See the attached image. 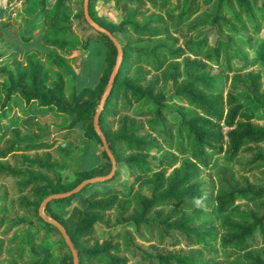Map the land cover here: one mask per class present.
I'll list each match as a JSON object with an SVG mask.
<instances>
[{
    "label": "trees",
    "instance_id": "obj_1",
    "mask_svg": "<svg viewBox=\"0 0 264 264\" xmlns=\"http://www.w3.org/2000/svg\"><path fill=\"white\" fill-rule=\"evenodd\" d=\"M96 1L89 0L90 15L107 27L123 48L121 65L99 115L117 166L110 178L90 184L84 204H74L65 217L52 213L74 242L79 264H236L241 253L254 257L250 264H264L259 254H252L264 246V178L251 188H240L226 181L223 172L218 173L219 181L229 187L219 191V202L213 207L219 213L240 214V220L228 218L224 222L222 227L228 234L220 233L212 225L204 228L210 221L202 223V216L194 212L208 206L198 189L199 168L213 169L219 163V155L231 164L237 163V169L244 173L264 172V128L253 124L252 119L258 114L244 107L235 79L240 71L264 59V0H216L214 11H205L194 20H190L193 13L203 6L213 7L215 0H180L179 10L170 7L173 0H114L121 14L117 22L98 14ZM20 7L16 12V17L21 18L18 23H0V56L11 47L2 27L9 23L20 25L25 15L36 11L43 12L45 44L64 49L74 47L80 40L73 30L66 0H23ZM74 15L81 16L90 27L83 11ZM203 26L218 30L213 42L208 33L198 39L191 37ZM93 38L103 41L107 54L100 79L91 87L73 88L66 93L62 75L56 74L51 81L35 51L27 53L24 62L12 56L0 64V72L5 73L0 80V86L5 87H0V119L14 118V99L27 104L22 107L24 114L31 112L35 101L36 113L53 111L55 107V113L72 116L62 138L81 122L85 135L100 147L103 159L110 162L93 127V115L114 65L116 47L99 31L84 37L81 47L86 48ZM145 38L152 43L137 44ZM180 60L194 66L192 76L176 81L175 88L166 92L170 71L179 67ZM54 62L68 73L63 62ZM210 65H217V70L210 69ZM223 126L227 127L224 134ZM6 133L4 129L0 131V143L9 142ZM51 146L52 142L30 138L0 147V156H16L18 151ZM251 147L252 153L240 163L244 150ZM50 158L47 152L41 160L49 171L54 169ZM34 161L33 157L23 155L22 163L26 166H33ZM169 167L173 169L167 174ZM54 173L56 178L50 179L0 163V178L26 174V178L17 181L23 190L47 184L50 191L39 193L34 212L49 226L52 224L37 211L42 198L47 193L72 188L83 178L95 175L96 170L80 169L71 182H64L58 172ZM82 190L58 201L67 202ZM197 198H202L199 207L194 203ZM238 198L249 202L251 208L236 206ZM24 201L32 203L27 198ZM114 218L124 226L105 236L96 235L97 221ZM36 231L32 229L30 233ZM137 238L152 240L157 252L144 248ZM182 247L189 250L183 251ZM4 248L2 241L0 256Z\"/></svg>",
    "mask_w": 264,
    "mask_h": 264
},
{
    "label": "rangeland",
    "instance_id": "obj_2",
    "mask_svg": "<svg viewBox=\"0 0 264 264\" xmlns=\"http://www.w3.org/2000/svg\"><path fill=\"white\" fill-rule=\"evenodd\" d=\"M4 1L9 3V0H0V6ZM69 1L68 11L71 14L70 21L73 23L74 32H76L80 39L76 42L74 47H67L64 49H56L53 47L48 50L49 48L42 43V33L34 31L32 39L22 40L19 31H17L14 26H11L4 29L3 34L6 40L11 44V47L7 53L0 56V64H3L12 56H17L24 62L26 54H18V52L26 48H37L40 51H46L42 53L35 50L49 71V79L51 81L55 80V75L61 74L65 80L66 93L73 88L80 90L84 87L96 85L105 67V57L107 54L106 45L103 41L93 38L88 42L90 44L87 48L81 47L82 39L88 34H95L97 31L91 26H86L81 20V16L78 17L74 15H80L83 11V0ZM20 2L22 5L23 0H20ZM215 4L216 0L213 3V7L203 6L200 10L193 13L190 20L200 18L208 11H214ZM18 7V5L14 7L17 14L18 10L22 8ZM96 7L98 13L103 16L106 15L108 18L112 19L118 17L119 13L114 7L113 0H97ZM170 7L179 10L181 8L180 0H173ZM3 12L8 14L10 10H8V7H0V14ZM13 18L15 19V23H18V20H20L18 16H10L7 19H0V22H12ZM205 33L209 34V39L213 42L219 32L217 29H211L210 26H203L193 32L191 37L198 39ZM38 42H40V44H38ZM179 42L181 43L182 40H179ZM151 43L152 41L146 38L137 42L138 45H150ZM103 45H105V54L103 53L104 49L102 50ZM0 49H2L1 45ZM251 54L253 55L254 53ZM190 57L192 56L190 55ZM54 60L63 62L68 69V73L65 74V71L60 69ZM193 67L194 66H188L183 60H180L179 67L170 71L171 78L166 85L165 91H172L177 82L191 78ZM209 68L216 71L218 67L217 65H210ZM101 69L102 72L100 74ZM4 74L5 73L0 72V80L3 78ZM235 79L240 85V89L236 91L240 94L239 96L244 107L247 110H254L258 114L259 118L254 117L252 119L253 124L258 128H264V118L261 117L264 114V59L261 58L247 70L240 71ZM1 88L4 89L5 87L2 86ZM26 105L24 101L14 99L12 101L14 118L12 117L9 119V116H7L6 118L2 117L0 119V131L4 129L7 132L5 137L9 141L1 142L0 147L4 148L10 142H23L30 138L52 142V146L48 149L18 151L19 153H17L16 156L9 154L0 156V163L13 166L25 172L27 171L28 174L37 173L38 175L47 176L50 179L56 178L54 173L56 171L60 174L64 182H71L75 178L76 172L80 169L94 167L96 174L108 173L110 170V162L103 159L100 153V147L85 135L81 122H77L76 125L69 130V135L66 138H62V134L67 130L65 126L68 125L72 117L71 115L57 114L54 111L55 107L53 111L36 113L34 108L38 105L37 101L32 105L31 112L29 114H24L22 107ZM97 106H99V103ZM28 122H32V125L25 124ZM39 125L44 126V128L40 129ZM226 129L227 127H222L221 131L223 134ZM14 132H18L19 134L16 135ZM262 146L264 147V144H262ZM252 148L253 147L244 150L240 163L246 159L249 153H252ZM47 152H50L51 158L49 161L54 168L51 171L41 162V160L45 159ZM23 155L33 157V159L36 160L34 161V165L28 167L22 163ZM218 161L219 163H217L213 169L199 168L197 179L200 183L198 184V189L207 199L208 206L206 209L196 208L194 212L202 216V223L210 221V223L204 225V228H208L212 225L217 228L220 233L224 232L228 234V232L223 229L224 227H222L224 226V222L228 221V218H231L232 221L236 219L240 220V214L237 211L219 213L213 207L214 204L219 202V191L229 187L227 183H221L219 181L218 173L223 172L222 177L237 187L251 188L254 184L258 185L261 182L264 178V172L256 171L253 173H244L241 169L239 171L237 169L238 164H231L228 160L222 158V154L219 155ZM178 165L179 163L176 166ZM172 169V167H169L166 173L168 174ZM25 175L22 177V175L11 174L4 178H0V242L3 241L5 245L4 253L0 256V264H72L73 259L71 251L65 243L61 231L50 222L52 226L45 225L34 212L35 203L39 200V193L44 194L45 190L48 192L50 188L46 187L47 184H39L35 188L21 189L17 181L21 178H26ZM90 184L91 183L86 184L83 187L84 190L67 202H60L58 199L49 201L43 207L44 213L52 218H54L52 213L60 214L63 217L67 216L74 204H84L85 195L90 190ZM261 185L263 184L261 183ZM24 198H27L28 201L32 203H26ZM235 205L244 209L251 208L249 202L243 201L240 198L236 200ZM109 214L113 217L115 216L114 212L110 211ZM115 219L116 218L110 219L108 222L103 219L97 221L95 225L96 235L105 236L116 228L124 226V224H117ZM32 229L37 231L31 234L30 231ZM137 239L142 242L144 248L157 252V245L152 240ZM182 248L183 251L189 250L186 247ZM259 248V251L253 252L252 254H259L264 261V246ZM254 261V257H248L244 253H241L240 257L235 260L236 264H250ZM129 263L131 262L128 261V264Z\"/></svg>",
    "mask_w": 264,
    "mask_h": 264
},
{
    "label": "water",
    "instance_id": "obj_3",
    "mask_svg": "<svg viewBox=\"0 0 264 264\" xmlns=\"http://www.w3.org/2000/svg\"><path fill=\"white\" fill-rule=\"evenodd\" d=\"M82 8H83V15H84L86 22L96 31L105 33L116 47V58H115L114 65H113V67L110 71V74L108 76L104 93L100 97L99 106L96 108L94 115H93V127L95 128L96 132L100 136V139H101L102 144H103V148L106 151V153L108 154V157L110 159L111 166H110L109 172L106 174H95L93 176L83 178L75 186H73L72 188H70L68 190L52 192V193L47 194L45 197L42 198V200L40 201V204L38 206L39 215L42 218H44L46 221L55 225L61 231L63 239L71 251V255H72V259H73L72 264H79V257H78L77 248L75 247V245H74L70 235L68 234L65 226L60 221H58L57 219H54L52 217L47 216L43 211V207L49 201H51L53 199L69 197V196L75 194L76 192H78L80 189H82L86 184L96 182V181L106 180V179L110 178L115 173L116 166H117L116 158H115V156H114V154H113V152H112V150L108 144L107 138H106V136H105L100 124H99V115L102 111V108H103L105 102H106V98H107L108 94L110 93V90L112 88V84L115 80V77L117 75V72L119 70V67L121 65L122 58H123V48H122V45L119 42V40L116 38V36L107 27H105L102 24H100L99 22H97L90 15L89 0H83V7Z\"/></svg>",
    "mask_w": 264,
    "mask_h": 264
},
{
    "label": "crops",
    "instance_id": "obj_4",
    "mask_svg": "<svg viewBox=\"0 0 264 264\" xmlns=\"http://www.w3.org/2000/svg\"><path fill=\"white\" fill-rule=\"evenodd\" d=\"M67 2H68V4H70V1L69 0H66ZM14 2V3H13ZM97 2V1H96ZM14 4H16V5H14ZM113 4H114V0H113ZM19 6L18 8H20V6H21V2H20V0H9V3H6V1H4L3 2V4L1 3V6L0 7H8V10H10V12H8V14L7 13H1L0 15H1V17H0V19H7V18H9L10 16H16V11H15V9H14V7L15 6ZM51 5V4H50ZM114 7H115V5H114ZM95 8H96V10H97V7H96V4H95ZM116 8V7H115ZM17 9V8H16ZM116 10L118 11V13H119V10L116 8ZM98 12V11H97ZM99 14V13H98ZM99 15H101V14H99ZM103 16V15H102ZM104 17L107 19V20H110V21H113V22H117V21H119L120 19H121V16H120V13L118 14V17L116 18V19H112V18H108L106 15H104ZM19 19H21L20 17H19ZM13 20H15L14 18H13ZM25 21H23L22 22V24H20V25H18V24H15V23H9V24H7L6 26H4V27H2V31H3V33H4V29L5 28H9V27H11V26H14L16 29H17V31H19V33H20V38L22 39V40H29V39H32V37H33V35H34V31H37V32H39V33H42V35H43V33H44V26H43V24H42V20H43V12H41V11H36V12H34L33 14H30V15H25V19H24ZM1 23V22H0ZM2 23H4V22H2ZM4 35V34H3ZM5 37V36H4ZM6 39V38H5ZM90 42V41H89ZM43 44H45L44 43V41L42 42ZM38 44H40V42H38ZM89 44L90 43H88V45H87V47L89 46ZM11 45V44H10ZM49 49L48 50H50V49H52L53 47L52 46H49V45H47V44H45ZM86 47V48H87ZM104 49V50H103ZM35 50H37L38 52H46V51H40V50H38L37 48H26V49H24V50H21V52H18V54H27V53H29V52H32V51H35ZM47 50V51H48ZM102 50H103V53L105 52V45H103V47H102ZM100 52V51H99ZM105 54V53H104ZM102 59H103V57H102ZM103 69V68H102ZM102 69L100 70V74H101V72H102Z\"/></svg>",
    "mask_w": 264,
    "mask_h": 264
},
{
    "label": "clouds",
    "instance_id": "obj_5",
    "mask_svg": "<svg viewBox=\"0 0 264 264\" xmlns=\"http://www.w3.org/2000/svg\"><path fill=\"white\" fill-rule=\"evenodd\" d=\"M194 203L197 207H199L202 204V198H197L194 200Z\"/></svg>",
    "mask_w": 264,
    "mask_h": 264
}]
</instances>
